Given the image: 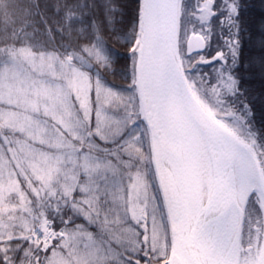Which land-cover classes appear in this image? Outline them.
<instances>
[{"label":"trees","instance_id":"1","mask_svg":"<svg viewBox=\"0 0 264 264\" xmlns=\"http://www.w3.org/2000/svg\"><path fill=\"white\" fill-rule=\"evenodd\" d=\"M242 2L249 5L241 18L254 25V46L264 4ZM202 4L206 17L200 21L195 13L201 12ZM220 7V0H182V32L194 24L192 31L206 39L203 52L186 56L182 47L185 74L201 101L252 146L264 170V75L253 61L255 48L245 39L240 67L232 73L240 83L232 90L227 87L226 70L213 59L223 48L219 17L213 16ZM139 14L140 0H0V45L8 53L22 46L50 53L71 62L90 85L87 111L79 107L75 93L68 96L74 110L69 126L76 136L59 128L74 149H63L71 165L64 191L52 193L49 187L41 192L26 167L25 153L9 150L29 138L15 126L0 128V163L10 166L16 186L0 192V264H24L40 257L27 234L41 219L51 220L66 236L53 240L41 264H162L167 259L166 222L133 85ZM97 85L103 87L99 92ZM244 100L251 102L254 115L243 107ZM110 114L114 124L109 125L105 116ZM37 188L39 200L33 193ZM20 195L27 198L23 206L28 203L31 215L19 217ZM151 201L158 211V233L150 228ZM10 215L17 223L27 218V224L13 229V223H5H11ZM87 249L90 257L78 258Z\"/></svg>","mask_w":264,"mask_h":264},{"label":"water","instance_id":"2","mask_svg":"<svg viewBox=\"0 0 264 264\" xmlns=\"http://www.w3.org/2000/svg\"><path fill=\"white\" fill-rule=\"evenodd\" d=\"M181 3L140 0L135 42L134 91L169 241L162 264H264V170L186 77ZM205 49L204 35H187L184 55Z\"/></svg>","mask_w":264,"mask_h":264},{"label":"rangeland","instance_id":"3","mask_svg":"<svg viewBox=\"0 0 264 264\" xmlns=\"http://www.w3.org/2000/svg\"><path fill=\"white\" fill-rule=\"evenodd\" d=\"M205 7L206 5L202 4V7L199 8L201 12L195 13L200 21H203L206 17ZM190 26L189 32H195L192 31L195 28L194 24ZM189 32L186 29L183 32L181 31L180 46L183 45ZM29 49L22 46L13 51L10 50L8 53L6 48L0 45V104L7 105V107L0 105V128L15 126L29 138L28 141L22 140L18 147L9 150L15 153H25L26 162L29 163L26 167L30 175H33L38 181L41 192L46 193V190L50 187L51 192L55 193L57 190L64 191L65 183H68L71 172L70 161L67 163L64 158V150L74 152V149H70V143L60 136L61 130H67V132L71 130L73 135L76 136L75 131H72L74 128L69 126L71 124V114L74 113V110L68 96L75 93L79 107L85 112L88 108L90 85L86 76L71 62L66 64L64 59L58 60L54 57L55 55L34 52ZM102 88V86L97 85V92ZM10 106L15 107V110L14 108L11 109ZM27 109L31 113L27 112ZM98 116L103 117L101 111ZM50 119L55 123L53 122L50 125V121H48ZM105 119L108 120L109 125L114 124L111 121V114L105 116ZM56 123L58 127L55 125ZM100 123L103 124L102 121ZM115 127L118 126L115 125ZM23 160L24 157H20V162ZM11 174L13 173L10 166L6 163H0V192L2 194L7 193L9 191L7 189L11 186H13L11 191L15 190L16 186L10 180ZM41 192L38 188L35 192L33 191L38 200L42 196ZM20 196L18 208L21 213L19 217H26L30 214V207H27L28 203L23 206L27 198L23 195ZM49 197H51L50 194ZM254 214L251 211L249 215L253 217ZM10 217L12 220L13 215H10ZM12 221L11 223L10 221L5 223L7 225L13 223L11 226L13 229L27 224V218H24L21 223ZM149 222L151 224L150 228L158 233V211L155 202L152 201ZM63 237L65 239L66 236ZM82 247L85 248L84 244H82ZM66 253H68L67 249ZM44 254L40 251V257ZM90 254L89 249L83 250L79 252L78 258L85 259L84 257H90ZM41 262L43 260L39 259L40 264Z\"/></svg>","mask_w":264,"mask_h":264},{"label":"snow or ice","instance_id":"4","mask_svg":"<svg viewBox=\"0 0 264 264\" xmlns=\"http://www.w3.org/2000/svg\"><path fill=\"white\" fill-rule=\"evenodd\" d=\"M264 4V0H261ZM221 7L218 11L213 12V16L219 17L221 26L220 37L223 43V48L219 49L213 57L218 63L225 68V75H227L230 83L227 84L229 90L237 87L240 83L233 75L240 67L241 57L244 55L245 39L249 42L251 47L255 48L253 54V61L260 68L261 74L264 75V16L261 17L259 24V34L256 36L255 45L253 41L254 25L245 24L242 20V14L247 11L249 5L242 0H220ZM227 32V35L224 33ZM245 33V38L241 37V33ZM248 62H245V67H248ZM239 92L240 90L237 89ZM243 107L250 115H254V110L251 102L244 100ZM261 119L264 120V113L261 114Z\"/></svg>","mask_w":264,"mask_h":264},{"label":"built area","instance_id":"5","mask_svg":"<svg viewBox=\"0 0 264 264\" xmlns=\"http://www.w3.org/2000/svg\"><path fill=\"white\" fill-rule=\"evenodd\" d=\"M61 235V232L54 231L52 223L49 220H42L40 224L35 227L29 234V241L37 246L41 251L45 249L50 244L53 236ZM27 264H40L38 259L33 260L31 263Z\"/></svg>","mask_w":264,"mask_h":264}]
</instances>
